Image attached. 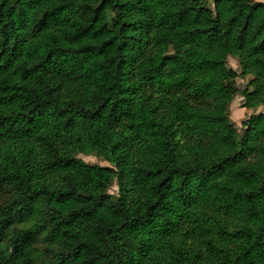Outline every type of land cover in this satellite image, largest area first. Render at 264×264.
<instances>
[{
  "label": "trees",
  "instance_id": "1",
  "mask_svg": "<svg viewBox=\"0 0 264 264\" xmlns=\"http://www.w3.org/2000/svg\"><path fill=\"white\" fill-rule=\"evenodd\" d=\"M238 94L264 106V0H0V264H264Z\"/></svg>",
  "mask_w": 264,
  "mask_h": 264
},
{
  "label": "rangeland",
  "instance_id": "2",
  "mask_svg": "<svg viewBox=\"0 0 264 264\" xmlns=\"http://www.w3.org/2000/svg\"><path fill=\"white\" fill-rule=\"evenodd\" d=\"M229 65L233 67L234 69L240 71V65L235 57H229ZM252 76L247 77H238L236 79V84L239 88L243 89L245 86H247L248 81L250 80ZM264 112V106H260L257 109H248L244 107V97L238 94L235 99L232 101L230 105V114L231 119L235 122L236 126L238 127L239 131H243V122L248 119L252 114ZM78 157L86 161L87 163L91 164H99L103 166H110V164L102 160L101 158H98L94 155H85V154H78ZM110 192L113 194L117 193V186L113 185L110 189Z\"/></svg>",
  "mask_w": 264,
  "mask_h": 264
}]
</instances>
